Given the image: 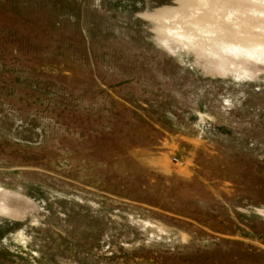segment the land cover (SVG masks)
<instances>
[{
  "label": "rangeland",
  "instance_id": "rangeland-1",
  "mask_svg": "<svg viewBox=\"0 0 264 264\" xmlns=\"http://www.w3.org/2000/svg\"><path fill=\"white\" fill-rule=\"evenodd\" d=\"M0 264H264V0H0Z\"/></svg>",
  "mask_w": 264,
  "mask_h": 264
}]
</instances>
